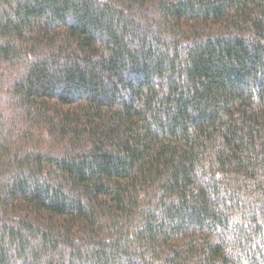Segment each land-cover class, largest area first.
Here are the masks:
<instances>
[{
    "label": "trees",
    "instance_id": "16d2710c",
    "mask_svg": "<svg viewBox=\"0 0 264 264\" xmlns=\"http://www.w3.org/2000/svg\"><path fill=\"white\" fill-rule=\"evenodd\" d=\"M0 264H264V0H0Z\"/></svg>",
    "mask_w": 264,
    "mask_h": 264
}]
</instances>
